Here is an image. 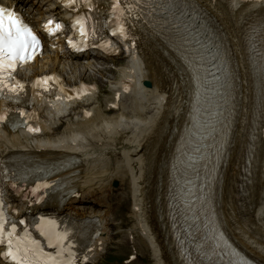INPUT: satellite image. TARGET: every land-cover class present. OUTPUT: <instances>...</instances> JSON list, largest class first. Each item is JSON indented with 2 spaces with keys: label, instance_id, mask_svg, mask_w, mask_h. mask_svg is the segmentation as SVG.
<instances>
[{
  "label": "bare ground",
  "instance_id": "obj_1",
  "mask_svg": "<svg viewBox=\"0 0 264 264\" xmlns=\"http://www.w3.org/2000/svg\"><path fill=\"white\" fill-rule=\"evenodd\" d=\"M16 2L21 7L28 4V0ZM192 3L204 7L199 30L211 32L214 29L219 35L217 54H224L228 63L225 70L228 79L231 81L235 73H240L243 80L237 88L229 86L228 80L224 88V99L228 101V106L223 108L221 133L217 140L224 142L221 155L224 164L220 181L214 188L215 194L209 200V212L218 216L215 227L223 228L227 236L247 255L264 263V244L247 229L249 223H255L264 231V171L260 170L264 160L261 158V139L257 140L254 150V171L243 187L247 191L244 197L246 203L239 206L236 201L238 175L246 157L250 129L254 124L255 113L264 100V78H261L263 68L252 57L248 45L249 28L253 30L259 27V31L264 34V5L256 2L241 4L237 0H214L211 3L192 0ZM171 20L184 34L186 26L183 19L172 16ZM167 43L174 50L158 38L149 39L145 48L133 50L127 70L121 69V78L116 83L127 78L132 81V87L125 93L120 111L116 114L105 115L98 106L90 118L68 124L56 141H35L22 132L10 134L2 140L1 153L61 157L64 154L56 151V143L62 144L65 150L79 152L81 161L68 168V172L78 169L76 175L69 178L68 187H77L81 195L70 199L69 205L71 208L77 203L79 206L74 208L84 209L88 215L100 217L101 221L100 210L89 205L97 200L95 194L102 186L100 181L106 180L108 186L111 177H119L126 183L125 176L129 175L134 205L137 207L133 215L139 230L151 242L155 263L184 264L171 234L165 210L170 186V160L176 153L178 140L185 146L193 140V131H199L197 121L201 111L211 109L213 101L208 99L204 105L197 103L196 83L199 79L202 84L205 71L198 68L189 56L184 60V45L176 39V33L169 36ZM262 45L264 47V39ZM153 58L160 62L155 72L152 71L155 65ZM165 75H171L175 81L174 95L161 92ZM144 79L152 80L153 86H143ZM253 82L257 83L255 88H252ZM146 103H151L153 108L149 117L144 115ZM63 108L62 104L52 101L46 113L55 116ZM157 127L165 134L162 146L164 152L158 160L154 150L151 153L147 150L149 135ZM118 154L122 156L121 160L116 159ZM186 173L184 170L181 177L185 178Z\"/></svg>",
  "mask_w": 264,
  "mask_h": 264
},
{
  "label": "snow or ice",
  "instance_id": "obj_2",
  "mask_svg": "<svg viewBox=\"0 0 264 264\" xmlns=\"http://www.w3.org/2000/svg\"><path fill=\"white\" fill-rule=\"evenodd\" d=\"M75 0H66V6H71ZM90 2V0H89ZM141 0H130L128 6V13L131 12L140 4ZM148 7L159 8L164 12L175 17V13L172 12L173 8H176L173 0H145ZM121 0H115L112 4V14L118 10H121ZM142 11V9H141ZM167 24L169 21L164 20ZM54 24V27H50ZM73 28H79V35L81 41H87L89 37V32L86 30L85 18L77 16L72 22ZM45 29L48 31L49 35L53 34L57 30H60L63 25L53 20H48L45 24ZM176 29V39L182 41L184 44H189L191 41L187 36L181 32L179 27L173 25ZM121 32L124 29L121 27ZM115 34V33H113ZM69 45L76 47L73 44L71 38L68 41ZM40 47V40L33 30L23 22L21 17L13 9L5 8L0 6V95L8 94L9 98L16 96L18 98L19 93L24 89V85L19 81L12 83V73L16 69L19 63H26L31 61L36 53V50ZM77 50H80L77 48ZM195 53L196 50L193 49ZM53 77H42L36 82V85L47 86L48 82L52 80ZM199 83V79L197 80ZM34 85V87L36 86ZM7 89V93H5ZM22 116L24 113L21 111ZM5 119L4 115H0V121ZM30 131H39L38 128H31ZM39 187H49V185H38ZM35 192L36 189H33ZM3 201L0 200V205ZM6 217L0 208V243L5 242V227H6ZM20 224H24L23 220L19 221ZM36 228L42 236L48 240V244L56 249L55 254L46 253L41 246L39 240L34 239L31 233L28 232L27 228L24 230L23 236H16L17 224L16 222L11 223L10 230L7 231V251L3 253L6 259L10 258L15 264H74L75 253L71 252L72 244L69 241L67 246L65 241L69 239V234L67 230L59 231L55 220H50L45 217L40 218V223L36 225ZM216 247H219V242H217ZM67 253V256L65 255ZM85 260L88 259L87 256L84 257Z\"/></svg>",
  "mask_w": 264,
  "mask_h": 264
}]
</instances>
